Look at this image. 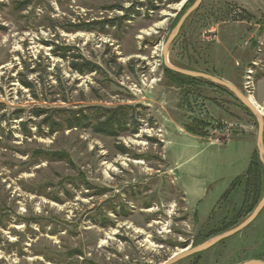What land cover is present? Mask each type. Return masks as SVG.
<instances>
[{
	"label": "rangeland",
	"instance_id": "374dc122",
	"mask_svg": "<svg viewBox=\"0 0 264 264\" xmlns=\"http://www.w3.org/2000/svg\"><path fill=\"white\" fill-rule=\"evenodd\" d=\"M19 1L0 0V264H164L227 231L221 223L238 215V190L211 216L247 171L258 124L228 92L167 73L163 47L195 0H151L158 10L135 11V1L149 0H30L24 11ZM71 54L96 71L71 69ZM167 61L231 83L264 118V0H205ZM94 108H126V129L108 137L43 123L57 120L55 110ZM37 109L46 113L36 117ZM192 117L211 124L208 136L184 129ZM263 190L244 199L237 225ZM262 247L264 210L199 259L177 264H241Z\"/></svg>",
	"mask_w": 264,
	"mask_h": 264
},
{
	"label": "trees",
	"instance_id": "16d2710c",
	"mask_svg": "<svg viewBox=\"0 0 264 264\" xmlns=\"http://www.w3.org/2000/svg\"><path fill=\"white\" fill-rule=\"evenodd\" d=\"M31 4L32 3L30 0L19 1L16 3V10L24 11L25 9L29 8V6ZM139 5L140 6H146V7L149 6V8H151V10H158V7L155 6V4L151 0H149V2L145 5L143 3H138L135 1L132 5V11H135L136 6H139ZM1 7H4V4L0 3V8ZM120 9H122V8H120ZM196 12H198V10ZM127 13H129V11H127ZM190 18L187 20V22L185 24H187L189 22ZM115 20L124 21L125 18H118V19L103 22L102 28H100V30L104 31L106 26H115L114 25ZM179 20H178V22H179ZM259 24H261V21H259ZM92 26H96V23H94V22L88 23V24H86L85 28L87 30H93L94 28H92ZM72 27L74 28V31L81 30V28H82V26H80V25H73ZM182 30H183V28H182ZM63 48H65L64 49L65 51H64V54L60 55V57H62L63 59H68L66 53L67 52L71 53L70 48L69 47H63ZM79 59H80L79 55L71 54V60H72L70 63L71 69H73L74 71H76L80 74H84L85 72L93 73L96 71L97 67L94 64H92L90 62H85L84 64H80L77 61ZM166 71L168 74H172L174 76H180V74L175 73L173 71H170L169 69H166ZM182 76H184V75H182ZM184 77L191 79L194 82L201 81V79H194V78H190L187 76H184ZM203 81H205V80H203ZM205 82H207V81H205ZM20 83L22 84L23 87H25L26 89L32 90V91L36 88L35 83L28 80V78L26 76H24L23 79L20 80ZM207 83H210V82H207ZM179 84L180 83H178V85ZM210 84H212V83H210ZM212 85H214V84H212ZM214 86H216V85H214ZM216 87L222 89L225 92H228L231 96H233L226 89L219 87V86H216ZM239 105L242 106L241 103ZM92 110L94 111V113L91 115L85 114L82 111H69L68 112V110H64V109L55 110L54 113H56L58 115V118H57L58 121L53 119V116H47L43 120V123L48 125L49 128L51 129V131L60 130L63 127H68L70 129L90 128L94 133L103 134V135L108 136V137H118L120 134H122L121 132L126 129V125L128 124L127 122L129 121V120H127V117H126V113H127L126 108H120V109H116V110H100L98 108H94ZM245 110L251 114V112L248 109L245 108ZM34 113H35L36 117H41L46 112L43 110L37 109V110H35ZM99 114H101V116L104 118V120L103 121L101 120L99 122L98 121L95 122V120H97L96 116H98ZM22 126L24 127V132H27V129H25L26 124L22 123ZM183 126H184V129L188 133H190L191 135H194V136H198V137L208 136L209 135L208 132L210 131L209 129L212 128L211 124H208V123L204 122L203 120L195 118V117L190 118L189 123H186ZM36 155H39V153L37 152ZM44 155L46 158L59 160V161L66 160L68 162H71L70 157L65 153H44ZM251 186L253 187L252 195L249 194V189ZM262 189H264V166L259 159L258 150H257V148H255L253 155H252V158H251L250 165H249L247 171L244 174L238 176L233 181V183L231 184L228 191L223 195L222 199L218 203V210L213 212L211 218H213V221L215 222L214 217L217 215L220 208H222L221 206L222 205H226V207L231 206V203H227V202L229 201L228 199L230 198V195L234 191L238 190L239 193H241L242 203L240 206H243L245 203L248 202V201H244V199L247 200V198L249 196H252V198L255 199L257 197V195H259V193L261 192ZM263 196H264V190L261 193L260 197L258 196L259 199H258V202L256 203V206L261 201ZM251 201H252V199L250 200V202ZM240 206H239V208H240ZM256 206L253 209H251V213L254 211ZM245 207H246V205L244 206V208L241 212L244 211ZM239 208H237V214H238L237 216L231 217V218H228L230 216H227L225 221L223 223H221V225H223V227H225V225L228 224L227 231L238 226L237 225L239 223L238 220L240 219L239 215L241 213L240 212L241 209H239ZM251 213H249L247 217H249L251 215ZM223 230H225V229H223ZM223 230H221V231H223ZM227 231H225V232H227ZM220 234L221 233L213 235V236H209V237H207L208 235H206L203 239L200 240V242L196 243L197 245H195V247L200 245V244H203L204 242H207L208 238L210 240V239H212V238H214ZM200 256H201V254H198V255H195L189 259H194V258L199 259ZM250 260L264 261V247H262V252L260 255L254 256V258H252Z\"/></svg>",
	"mask_w": 264,
	"mask_h": 264
},
{
	"label": "water",
	"instance_id": "95a60500",
	"mask_svg": "<svg viewBox=\"0 0 264 264\" xmlns=\"http://www.w3.org/2000/svg\"><path fill=\"white\" fill-rule=\"evenodd\" d=\"M205 0H196L194 4L184 13V15L180 18L178 24L176 25L175 29L167 39L164 47H163V55L165 59V66L167 69L170 71H173L175 73H178L180 75H184L190 78L194 79H201L205 80L207 82H210L216 86L222 87L229 91L234 98L241 103L243 107L248 109L252 115H254L257 119V124H258V138H257V150H258V155L261 163L264 166V118L262 117L260 111L256 107V105L251 101V99L247 98L244 93H242L238 88H236L234 85L231 83L216 78L210 74L206 73H201V72H196V71H187L183 69L176 68L167 61V54H168V49L171 46V44L174 42V40L178 37L180 31L184 27L185 23L187 20L201 7ZM264 210V196L261 199V201L258 203L254 211L251 213V215L244 220L240 225H238L236 228L231 229L227 232H224L207 242H204L203 244H200L196 247L192 248H187L185 247L182 249L180 252L177 254L173 255L169 260H167L164 264H177L185 259H188L190 257H193L195 255L201 254L203 252L208 251L209 249L213 248L220 242L242 232L245 230L247 227H249L259 216V214ZM241 264H264V261L261 260H249L242 262Z\"/></svg>",
	"mask_w": 264,
	"mask_h": 264
},
{
	"label": "bare ground",
	"instance_id": "6f19581e",
	"mask_svg": "<svg viewBox=\"0 0 264 264\" xmlns=\"http://www.w3.org/2000/svg\"><path fill=\"white\" fill-rule=\"evenodd\" d=\"M251 101L256 105V103L254 102V100L251 98Z\"/></svg>",
	"mask_w": 264,
	"mask_h": 264
},
{
	"label": "crops",
	"instance_id": "0c3cea01",
	"mask_svg": "<svg viewBox=\"0 0 264 264\" xmlns=\"http://www.w3.org/2000/svg\"><path fill=\"white\" fill-rule=\"evenodd\" d=\"M260 26V25H259ZM255 148H257V147H255ZM255 150V149H254ZM254 150H253V152H254ZM252 155H253V153H252ZM252 158V157H251Z\"/></svg>",
	"mask_w": 264,
	"mask_h": 264
}]
</instances>
